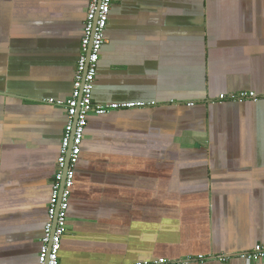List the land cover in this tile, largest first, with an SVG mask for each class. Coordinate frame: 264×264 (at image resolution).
I'll list each match as a JSON object with an SVG mask.
<instances>
[{
  "label": "crops",
  "instance_id": "1",
  "mask_svg": "<svg viewBox=\"0 0 264 264\" xmlns=\"http://www.w3.org/2000/svg\"><path fill=\"white\" fill-rule=\"evenodd\" d=\"M91 0H0V264H38ZM62 264H264V0H113ZM50 100H53L51 102ZM168 140V142H167ZM203 255L204 259H199Z\"/></svg>",
  "mask_w": 264,
  "mask_h": 264
},
{
  "label": "built area",
  "instance_id": "2",
  "mask_svg": "<svg viewBox=\"0 0 264 264\" xmlns=\"http://www.w3.org/2000/svg\"><path fill=\"white\" fill-rule=\"evenodd\" d=\"M113 0H91L87 8V18L84 35L81 40V53L74 75V90L64 102L68 121L65 126L61 143V152L53 179V192L49 204V220L41 238V250L38 264H62L60 250L62 239L68 231V212L70 198L75 181V168L82 151L86 136L88 118L91 114L102 115L120 107L144 106L145 103H112L99 104L93 99L98 65L101 52L106 43L107 28ZM264 97L253 90H243L239 93L221 94V100L238 102H257ZM53 102V100H50ZM245 260L264 259V244H257L252 250L241 254ZM199 259H204L203 255ZM191 257L185 260L160 258L154 262L139 261L136 264H188Z\"/></svg>",
  "mask_w": 264,
  "mask_h": 264
},
{
  "label": "rangeland",
  "instance_id": "3",
  "mask_svg": "<svg viewBox=\"0 0 264 264\" xmlns=\"http://www.w3.org/2000/svg\"><path fill=\"white\" fill-rule=\"evenodd\" d=\"M167 142H168V140H167Z\"/></svg>",
  "mask_w": 264,
  "mask_h": 264
}]
</instances>
